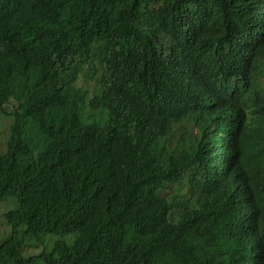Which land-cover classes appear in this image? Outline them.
Masks as SVG:
<instances>
[{"label": "trees", "instance_id": "trees-1", "mask_svg": "<svg viewBox=\"0 0 264 264\" xmlns=\"http://www.w3.org/2000/svg\"><path fill=\"white\" fill-rule=\"evenodd\" d=\"M159 34L176 44L166 61ZM31 83L38 94L24 93ZM144 93L160 100L157 118L115 109ZM6 102L19 129L0 153V199L31 212L0 241V264H264V0H0ZM70 143L87 167L67 187ZM217 143L227 169L209 153ZM35 151L39 162L12 175ZM126 198L123 218L99 217ZM93 205L99 218L80 221L79 237L24 255L56 211L86 217Z\"/></svg>", "mask_w": 264, "mask_h": 264}, {"label": "clouds", "instance_id": "clouds-1", "mask_svg": "<svg viewBox=\"0 0 264 264\" xmlns=\"http://www.w3.org/2000/svg\"><path fill=\"white\" fill-rule=\"evenodd\" d=\"M149 1V0H144ZM186 33V31H185ZM151 42L153 46L156 48L157 53L162 60L166 61L168 60L169 55H175L176 54V44L175 42L168 36L164 34L154 35L151 37ZM189 77L190 81H194L196 78L195 76H185L184 79H187ZM79 85L82 83V80L79 79ZM42 84L40 83H31L26 86V89L24 93L28 95L30 92L34 94H38L36 89H38ZM82 86V85H80ZM199 85L197 89L200 87ZM207 93V92H206ZM212 91H210V95H212ZM96 93L92 92L90 96L87 97V101H91ZM145 95H133L130 97V99H126L121 102L120 104H117L115 109L126 112V113H137L141 114L143 119L146 118H157L160 115V109H158L160 103V100L150 94V93H144ZM208 94V95H209ZM107 98V99H106ZM114 96H104L105 102L108 104ZM130 100V101H129ZM158 102V103H157ZM227 104H224L223 107H226ZM229 106V105H228ZM109 108H112L111 106ZM16 110H18V107L16 103L11 102L8 106L7 102L3 107H0V116H11L13 118V122L11 124L10 128V134L9 138L6 141V147L3 150H0V153H5L7 150V147H9L10 144L15 143L17 141V131L19 129V121L16 114ZM91 116V114H90ZM94 120L101 119L102 122L105 120L106 116L102 112L98 113L97 116L94 115ZM102 123L101 121H99ZM194 129V128H189ZM195 130V129H194ZM166 133H169V130L166 131ZM172 136V135H171ZM180 137L177 133H175L171 137V142L178 140ZM173 146V144H172ZM215 149H217L215 151ZM69 152L65 155H63L64 161L68 163L69 169L71 170V174L67 178L65 185L69 187L74 182V177L72 175L73 170L77 167L79 174L83 173V170L87 167V157L85 154H83L79 149L75 148L73 144L70 143L69 145ZM223 152L222 161L219 162V155ZM214 156L217 158L219 162L220 170L227 169L230 165L231 161V154L226 151V146L223 144H215L214 145ZM43 154H39L38 152L34 153H26L21 156V161L19 163L14 164L13 166L9 167V170L13 174L23 173L27 171V167L32 166L34 163H38L39 160L42 158ZM210 158V156H208ZM5 175L4 173H2ZM56 195L50 197L49 204L54 206L56 203ZM133 203V201L130 198H126L122 201L117 200L112 205H110L108 212H104L99 217H103L104 220L107 222H113L118 219L123 218L129 209V206ZM25 203H22L18 201L17 199H14L12 197H5L0 199V209H3L4 214H6L7 223L11 228V234L14 230V223L18 222L21 227H18L17 229L19 231L26 230L27 227H29L30 222V212L31 209L29 207L24 205ZM30 206V205H29ZM138 207H139V213L142 218H144V203L141 200H138ZM69 212H72V210H68ZM95 214L94 205L91 207L90 210L86 212V217H77L70 215V214H62L59 212H55L53 220L55 221L54 226H52L49 231L41 232V242L30 239H26L27 246L24 248V255L30 256L39 253L43 249H50L52 248L54 242L56 241H65L70 242L75 236L79 237V222L80 221H93L95 219H98L99 217H94ZM134 229L141 230L143 229V226L141 224H138V226H134ZM37 231V230H34ZM40 232V231H38ZM11 234L9 236H11ZM9 236L5 237L8 238ZM3 238V239H5ZM2 239V240H3ZM0 240V241H2Z\"/></svg>", "mask_w": 264, "mask_h": 264}, {"label": "rangeland", "instance_id": "rangeland-1", "mask_svg": "<svg viewBox=\"0 0 264 264\" xmlns=\"http://www.w3.org/2000/svg\"><path fill=\"white\" fill-rule=\"evenodd\" d=\"M82 85V83L80 84ZM101 121V119H98ZM13 118L11 116H0V150L6 147V141L9 138L11 124ZM11 234V228L7 223L6 214L0 209V240Z\"/></svg>", "mask_w": 264, "mask_h": 264}]
</instances>
